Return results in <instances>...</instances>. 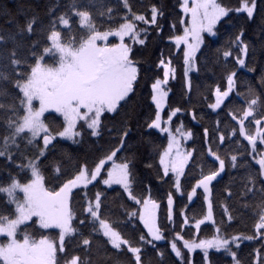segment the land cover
Returning <instances> with one entry per match:
<instances>
[{
    "label": "snow or ice",
    "instance_id": "6c2138e0",
    "mask_svg": "<svg viewBox=\"0 0 264 264\" xmlns=\"http://www.w3.org/2000/svg\"><path fill=\"white\" fill-rule=\"evenodd\" d=\"M140 7L145 11H136L130 0H68L63 7L60 0H50L47 23L36 13L29 15L31 7L19 0L15 9H0L5 21L0 27V237L6 238L0 242V264H102L97 257L109 250H115L117 264L121 255L128 264H150L151 253L158 256L159 264H166L167 250L157 244L162 241L170 244L177 258L173 264H192L177 241H183L188 253L200 249V264H215L210 250L225 253L231 258L229 264H244L237 251L241 243L264 241V148H258L264 145V69L258 86L249 85L246 92L238 89V82L244 80L234 68L226 77V88L217 86L205 95L204 102L212 110L209 115L215 114V127L211 132L203 128L199 149L187 146L188 141L195 144V125L180 118L188 114L189 105L195 108L191 74L207 68V64L198 67L197 56L203 55L202 46L207 50L213 43L204 34L218 37L224 24H232L233 13L246 14V19L239 27L232 24L223 58L227 62L233 57L239 69L249 73L257 71L255 49L246 32L259 18L256 38L264 52V0H240L234 8L218 0H193L191 5L183 0L181 11L190 15L189 25L175 34L180 31L177 24H185L178 18L170 26L169 39L182 59L180 96L185 103L168 105L167 119L162 120L168 86L177 78V70L172 58L166 60L161 53L158 63L150 66L157 69L150 82L155 109L139 126L147 130L140 135L148 137L151 147L145 167L155 173L147 181L138 180L134 171L136 130L130 112L146 71L137 53L146 50L151 39L163 38L160 33L167 17L162 4L141 3ZM215 51L219 54L221 49ZM237 97L243 103L238 104ZM102 118L114 126L119 123L115 128L119 146L92 168L71 152L61 150L59 158L53 155L61 140L81 144L85 128L91 130L88 135L100 137ZM191 118L200 122L194 110ZM157 132L166 134V146L151 139ZM221 145L236 148L222 156ZM130 149L131 157L119 163L114 160L117 152ZM109 162L105 178L101 173ZM197 168L199 176H190ZM233 169L244 173L230 176L216 196L224 174ZM49 177L52 187L47 186ZM100 183L116 193L112 199L118 212L107 202ZM165 186L162 197L153 196V188L159 193ZM182 197L188 204L196 198L207 205L206 215L195 219L197 230L206 221L215 224L214 205L223 207L231 223L227 202L238 199L242 208L250 210L254 232L229 235L227 229L217 227L210 239H184L177 226L189 223L186 217L180 219L187 205L174 218V205ZM137 220L146 233L138 229ZM166 231L175 233L170 241ZM255 251V264H264V253Z\"/></svg>",
    "mask_w": 264,
    "mask_h": 264
},
{
    "label": "trees",
    "instance_id": "16d2710c",
    "mask_svg": "<svg viewBox=\"0 0 264 264\" xmlns=\"http://www.w3.org/2000/svg\"><path fill=\"white\" fill-rule=\"evenodd\" d=\"M26 6H30L32 13L38 14L45 23L48 21V17L46 16L47 7L50 3V0H19ZM54 3V0H51ZM68 0H60L61 7H63ZM133 4V7L136 11H145L143 7H140V4H151L157 3L162 4L164 6L165 16L167 17L165 21L164 31L160 33V36L163 37L162 39L153 38L150 40L148 47L146 50L137 53V58L141 59L143 63V67L146 70L142 73L143 80L140 83L139 89L136 94V104L132 106L130 117H131V125L136 130V135L133 138L132 143L134 144V151L136 156L135 162V174L138 180L147 181L151 178L152 175L155 173L145 167V163L150 162L148 157L151 153V147L146 143L148 137L141 136V132L146 133V129L139 127L143 125L144 121L148 119V117L152 114L155 109V105L151 103L150 98V82L154 76H156L157 69L154 67H150L152 65H156L158 63V58H160L161 53H163V58L168 59L169 57L172 58V66L177 70V78L175 80H170L169 88V96L166 101V106L164 108V112L162 113V120L167 119L166 113L169 111L168 105H183L185 101L181 100L180 91H181V77H182V59L179 57V54L174 50V45H171L169 39V31L170 26L176 22V20L183 19L185 24L180 25L177 24V27L180 29L178 33L175 34H182L184 27L188 26L189 17L185 15L181 11V4L183 0H130ZM222 4L231 7H237L240 3V0H218ZM259 2V0H258ZM18 0H0V9L11 8L15 9L17 6ZM232 16L234 17L232 20V24L240 25L245 23L246 14L233 13ZM23 20V17L21 18ZM228 19V18H225ZM256 24H250L247 26L246 38L250 41V44L253 49H255L256 53V67L257 71L254 73H249L244 69H239V66L235 64L233 57H229L228 61L226 62L223 58L222 51L224 47L228 46V40L231 35H233V27L232 24H224L223 27L220 28V35L218 37H207V34H204L207 40H212L213 43L211 46L206 50L202 46L201 53H197L199 57L198 67L203 68L205 64H207V68H204L202 72L197 75L196 73H192L193 77V90H192V101L195 108L193 109L192 105H189V112L186 116L180 117L184 120L185 124L192 126L195 125L192 130L197 133L195 144L192 141H188L187 146L196 147L199 149L201 147V136L204 127L209 128L210 132L215 127V114L209 115L211 113V109L207 108L206 103L204 102L205 95H210L211 91L215 90L217 86L227 87L226 77L229 74L231 69H237V75L240 79L244 80V84H239L238 82V89L246 92L248 86L256 87L259 83V76L261 75L262 69H264V52L260 51V41L256 38V32L259 29L260 25L258 22ZM223 23V22H222ZM5 26L4 19L0 18V27ZM218 27H220L218 25ZM153 37H155V33H153ZM135 47H139L138 45ZM221 49L219 54L216 53V49ZM218 60V62H214ZM248 62L252 63V54L248 58ZM159 78H162V73ZM214 97H211L212 102H214ZM237 103H243L239 97L236 98ZM195 111L197 114V120L199 123L192 121L191 113ZM47 115V114H46ZM107 115V114H106ZM203 117L201 120L200 117ZM174 121L177 123V119L174 117ZM103 121V118H102ZM234 123V122H233ZM231 125L225 124L224 127H230ZM119 127V123L117 122L114 126L112 121H103L102 127V135L100 137H92L88 135L90 133V129H84V136L80 138L82 140L81 144L75 145L72 144L71 141L61 140L55 155L57 158L60 156L61 150L71 152L73 155L77 156L81 163L86 162L89 168H92L94 162H98L100 158L106 155L110 150H114L119 145L116 143V134L115 128ZM157 144L163 143L166 146V139L165 135H161L160 133H154L151 138ZM242 140V138H241ZM55 143V141H54ZM243 144L246 145L247 142L243 141ZM205 151L207 149V145H204ZM221 155L224 156L228 151H235L236 146L230 145L227 148L224 145H221ZM258 148H264V145H258ZM133 149H130L127 153L121 151L117 152L116 157L114 160L116 162H121L125 159V157H131ZM211 160V158H208ZM250 159V158H249ZM2 163V161H0ZM111 162L105 165V171H102L101 175L106 177V169L109 168ZM258 167V166H257ZM200 169L197 168L194 173H190V176H199ZM244 173V169L239 170H230L224 174V180L221 185L218 186L216 191V196H219L224 188L225 185H228L230 182L231 177L242 176ZM7 175V173H3ZM96 183V182H93ZM156 183V182H154ZM238 184L239 181H236ZM54 181H51V177H49L48 185L52 187ZM92 185H89L91 188ZM101 189H106L102 183H100ZM114 189L120 190L119 186H113ZM167 190V186H165L164 190H161L159 193L155 188H153V196L159 199L164 195V191ZM200 191V190H198ZM108 203L113 208L114 211L118 212L117 205L113 203V197L116 193L113 189H106ZM179 196V194H177ZM226 195V192L224 193ZM128 203H131L130 201ZM229 210L233 216V220L231 223H228L227 215H223V207H219L214 205V221L215 224L212 222H207L201 226L200 230L194 228L195 219L203 218L204 215L207 213V205L202 204V201L197 200L194 198V202L192 204H188L186 201V197H182L178 200L177 205H174V218L175 212L182 206L187 205L185 208V214L180 219H184L185 217L189 221L188 225L183 226L182 228L177 226V231H180L183 235L184 239L189 240H196L199 241L200 239L211 238L215 234V230L217 227L221 228L222 230L227 229V233L229 235L233 234H251L254 232V219L250 214L249 209H245L241 207V202L237 200L228 201ZM166 205V200L164 202ZM74 207L79 210V203L74 204ZM164 205L161 207V213H163ZM115 218V217H114ZM223 219L224 223H221ZM139 230H143L146 233V229H143V225L139 224V221H136ZM53 234H55L58 230H50ZM175 233H170L166 231V236L168 241H170ZM6 238L0 237V242H3ZM159 248H163L167 250V255L165 257L166 264H173L176 261V257L174 253H171L170 244L166 241L157 242ZM178 247L181 248L182 252L186 253L189 259L192 261V264H200L202 258V252L196 250L192 253H188V251L182 246L181 241H177ZM98 248H103V245L98 244ZM110 249V245L108 246ZM256 249H260L262 253H264V241L257 239L254 241H244L241 243V247L238 251L239 255L241 256L244 264H255V257H256ZM95 252V249H94ZM115 250H109L108 252L101 251L99 256L97 257L99 260L102 261V264H109L108 258H111V264H117V256L114 255ZM210 255L214 260L215 264H229L231 258L227 256L225 253H216L214 250H210ZM118 264H128V258L126 256H119ZM150 264H159V258L155 255V253H151L150 255Z\"/></svg>",
    "mask_w": 264,
    "mask_h": 264
},
{
    "label": "rangeland",
    "instance_id": "374dc122",
    "mask_svg": "<svg viewBox=\"0 0 264 264\" xmlns=\"http://www.w3.org/2000/svg\"><path fill=\"white\" fill-rule=\"evenodd\" d=\"M188 2H189V5H191L192 3H193V0H188ZM188 17H189V22H190V19H191V17H190V15H188ZM188 25H189V23H188ZM206 34V33H205ZM110 39H114V38H110ZM118 42V41H117ZM163 113V112H162ZM162 113H161V115H162ZM166 135V134H165ZM111 166V165H110ZM109 166V167H110ZM106 178V177H105ZM114 186H117V185H114ZM182 242V246H183V241H181ZM186 249V248H185ZM187 250V249H186ZM196 250H200V249H196ZM195 250V251H196ZM188 251V250H187ZM192 253V252H191Z\"/></svg>",
    "mask_w": 264,
    "mask_h": 264
}]
</instances>
